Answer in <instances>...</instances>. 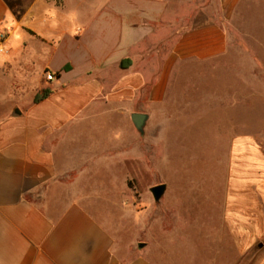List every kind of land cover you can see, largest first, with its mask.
Segmentation results:
<instances>
[{
    "label": "crops",
    "instance_id": "0c3cea01",
    "mask_svg": "<svg viewBox=\"0 0 264 264\" xmlns=\"http://www.w3.org/2000/svg\"><path fill=\"white\" fill-rule=\"evenodd\" d=\"M239 1L0 0V264H151L87 210L85 165L105 147L77 146L75 129L113 112L148 119L185 60L225 53L217 17L231 22ZM252 79L264 103V75ZM235 135L223 223L234 253L258 244L264 264V137Z\"/></svg>",
    "mask_w": 264,
    "mask_h": 264
},
{
    "label": "rangeland",
    "instance_id": "374dc122",
    "mask_svg": "<svg viewBox=\"0 0 264 264\" xmlns=\"http://www.w3.org/2000/svg\"><path fill=\"white\" fill-rule=\"evenodd\" d=\"M231 20L219 11L225 53L185 60L170 80L169 99L149 111L142 134L118 112L74 132L105 147L104 161L85 165L92 173L81 182L87 210L107 230L116 226L122 246L143 243L139 251L151 264L258 259V244L243 256L234 253L223 204L231 137H264V103L253 92L263 87L252 79L264 75V0H240ZM158 184L166 190L155 202L149 189Z\"/></svg>",
    "mask_w": 264,
    "mask_h": 264
},
{
    "label": "water",
    "instance_id": "95a60500",
    "mask_svg": "<svg viewBox=\"0 0 264 264\" xmlns=\"http://www.w3.org/2000/svg\"><path fill=\"white\" fill-rule=\"evenodd\" d=\"M131 122L135 129L139 133H143V128L145 126V122L147 120V115L142 113H133L130 116ZM166 190V186L164 184H158L155 186H152L149 191L152 195V198L155 202H158L164 195ZM145 245L143 243L138 244V248H143Z\"/></svg>",
    "mask_w": 264,
    "mask_h": 264
},
{
    "label": "built area",
    "instance_id": "2783aa9c",
    "mask_svg": "<svg viewBox=\"0 0 264 264\" xmlns=\"http://www.w3.org/2000/svg\"><path fill=\"white\" fill-rule=\"evenodd\" d=\"M8 30L6 29H0V52H2L4 50V43L8 37ZM46 79L48 81H51L53 79V75L52 74H47L46 75Z\"/></svg>",
    "mask_w": 264,
    "mask_h": 264
},
{
    "label": "trees",
    "instance_id": "16d2710c",
    "mask_svg": "<svg viewBox=\"0 0 264 264\" xmlns=\"http://www.w3.org/2000/svg\"><path fill=\"white\" fill-rule=\"evenodd\" d=\"M121 66H124V63L121 64ZM69 67H65V69H68ZM50 90L49 89H44V90H41L40 92H38L35 96H34V99L33 101L35 103L37 102H40L41 100L45 99L49 94H50Z\"/></svg>",
    "mask_w": 264,
    "mask_h": 264
}]
</instances>
